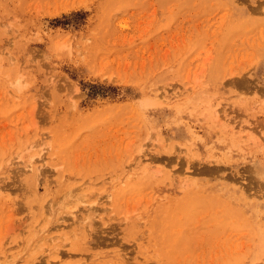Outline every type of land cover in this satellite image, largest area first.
<instances>
[{
  "label": "rangeland",
  "instance_id": "rangeland-1",
  "mask_svg": "<svg viewBox=\"0 0 264 264\" xmlns=\"http://www.w3.org/2000/svg\"><path fill=\"white\" fill-rule=\"evenodd\" d=\"M0 264H264V0H0Z\"/></svg>",
  "mask_w": 264,
  "mask_h": 264
}]
</instances>
